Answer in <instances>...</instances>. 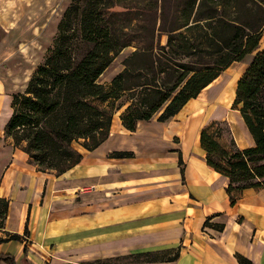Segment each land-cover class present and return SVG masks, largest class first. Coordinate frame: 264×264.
Wrapping results in <instances>:
<instances>
[{"label": "trees", "instance_id": "trees-1", "mask_svg": "<svg viewBox=\"0 0 264 264\" xmlns=\"http://www.w3.org/2000/svg\"><path fill=\"white\" fill-rule=\"evenodd\" d=\"M263 35L264 0H71L25 89L11 93L4 138L38 170L60 175L108 138L117 112L130 131L140 120L167 121L229 65L252 55L232 108L242 114L255 145L241 148L227 120H212L199 132L206 163L228 178L226 191L235 204L245 188L264 187ZM128 47L122 69L99 82ZM5 208L0 199V223ZM204 225H211L209 218ZM19 238L11 233L0 242ZM0 264L16 263L0 253Z\"/></svg>", "mask_w": 264, "mask_h": 264}, {"label": "crops", "instance_id": "crops-1", "mask_svg": "<svg viewBox=\"0 0 264 264\" xmlns=\"http://www.w3.org/2000/svg\"><path fill=\"white\" fill-rule=\"evenodd\" d=\"M222 77L221 86L210 91ZM219 78L167 121L140 120L134 131L112 126L104 142L60 175L38 170L9 142L11 153L0 168V199L6 201L0 239L11 233L20 238L1 241L0 253L16 264H54L59 261L51 259V250L57 255L51 245L59 250L78 231L88 241L101 238L95 254L84 249V238L77 241L81 248L75 255L87 259L177 248L172 259L113 264H240L237 255L264 264V187L245 188L232 204L228 178L207 165L199 144L201 128L227 120L241 148L255 145L242 114L231 105L216 102L204 116L193 108L191 102L217 98L227 77ZM203 95L206 101L200 100ZM232 97L233 102L235 92ZM0 111L1 126L12 112L4 98ZM193 120L198 121L194 128ZM113 151L132 156L112 157ZM208 218L211 225H204ZM105 232L118 238L114 248L106 250Z\"/></svg>", "mask_w": 264, "mask_h": 264}, {"label": "rangeland", "instance_id": "rangeland-1", "mask_svg": "<svg viewBox=\"0 0 264 264\" xmlns=\"http://www.w3.org/2000/svg\"><path fill=\"white\" fill-rule=\"evenodd\" d=\"M70 1L71 0H0V98L6 99L8 106L11 107V93L23 91L25 89L32 72L47 54L55 36L59 19ZM164 40L165 36L163 35L161 37L162 43ZM261 46H264V35L261 40ZM130 50H132V48L128 47L120 52L108 68H106L100 75L98 81L101 83L109 82L112 77L122 69L121 61L130 52ZM251 58L252 55H248L243 60L236 61L229 65L228 68L223 71L222 75L227 78L225 83L220 88V93L217 98H214L206 103H196V101L191 102L192 105L195 103L193 108L204 116L210 111V108L213 107L216 102L228 104L232 107L233 102L231 100L233 98L232 96H234L236 82H238V79L245 71ZM222 81H224L223 77L221 79L219 78L209 87V90L211 91L216 87L221 86ZM214 93H216V91ZM200 100L206 101V97L203 95ZM1 113H4V111ZM1 113L0 117H4L5 115ZM7 121L4 125L0 126V168L3 163H6L12 149L9 143L10 140L4 138V127ZM197 122L193 120L191 122V126L193 128L196 127ZM117 125H121L119 112H117L113 117L111 128L113 126L114 129ZM229 125H231V123H229ZM1 207L4 206L1 205ZM138 211L135 212L134 216L138 214ZM143 214L144 212L142 215ZM93 225L95 224L88 227L90 228ZM118 226L119 225H117V227ZM94 227L90 229H94ZM108 228L104 230L107 231ZM91 232L93 231H90V233ZM88 237L89 236H79V232L77 231L71 239L62 241L61 246H59V250L56 244L51 245L50 249H52V247L55 248L54 251L57 255L51 250L50 257L51 259H54L55 256H58L56 259L59 261L54 264L128 263L151 261L154 258L172 259L177 254V248L171 247L166 250L163 249L162 251L161 249L146 252L137 251L128 254L106 256L104 258L87 259L86 256L78 257L75 255L77 254L76 248H81V245H77L79 244L77 241L81 238H84L85 241H87L81 242L84 245V249L90 250L89 253H96L95 250L97 243L101 241V238L94 235V238L88 241ZM104 240L105 248L107 250L109 248H114L115 240H118V238L113 239L112 236H109L105 232ZM71 251L74 252L73 258L70 257Z\"/></svg>", "mask_w": 264, "mask_h": 264}]
</instances>
